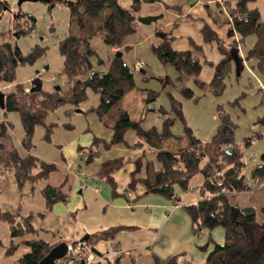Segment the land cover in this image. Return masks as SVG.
<instances>
[{
	"label": "crops",
	"instance_id": "crops-1",
	"mask_svg": "<svg viewBox=\"0 0 264 264\" xmlns=\"http://www.w3.org/2000/svg\"><path fill=\"white\" fill-rule=\"evenodd\" d=\"M236 1L138 0L139 9L133 12L136 18V30L125 37L122 46L110 48L111 54L121 52L120 57L130 67L138 61L144 64L139 70L132 68L136 84L138 78L142 85L137 84V87L120 101L122 108L133 120L140 119L146 107L144 89L152 88L150 86L152 81H158L161 85L159 80L155 78L146 80L144 75L169 76L173 83L164 90L167 94L171 92L182 102L184 116L194 135L206 141L215 134L219 124L216 115L217 97L212 93L209 84L214 77L215 65L225 55L215 40L206 39L204 35L206 25L209 27L208 36L213 32L224 46L228 48L237 46L239 55L243 58L244 71L241 78L231 73L226 80V89L228 85L237 82L239 87L232 89L236 90L234 97H237L239 92H247L241 103L254 109L249 118L254 119V123L259 117L264 116V71H258L253 63L245 59L256 37L250 35L239 42L240 37L234 28L229 8L235 6ZM120 2L123 6L131 8L135 0H120ZM177 7L180 8L176 9ZM250 7H257L260 10V20L264 22V0H255L250 3ZM159 15L161 17L150 23L138 20L139 17ZM158 32L172 35L170 41L172 50L192 51L200 59V78L205 83V87H199L195 83L194 75L186 65L178 61L176 56L159 55L154 50V47L163 42ZM46 63V59H43L42 64ZM107 66L108 61L105 69ZM48 68V65L42 67L43 70ZM184 76L186 82L181 87L179 82ZM38 78L40 77L36 75L27 77L25 80L28 83L23 84L25 91H29L33 87L34 80ZM52 79L51 81L49 79L47 90L57 84V80L54 77ZM17 83L22 84L16 80L13 83L3 84L0 90L4 92V87L5 91L14 89ZM186 87L194 90L192 98L182 97L181 91ZM93 95L96 97L94 96L90 101L89 92L88 99L75 109L64 106L52 112L47 118V124H54L49 138L45 137V126L36 127L31 153L56 165V169L50 172L47 179L37 182L27 181L20 188L13 173L5 175L0 191V210L10 213L19 212L24 217L33 215L32 224L36 231L15 239L18 248L13 254L7 255L6 250L11 243L10 228L7 222L0 220V264H20L18 260L30 250L26 243L28 240L42 239L54 246L62 242L69 245L82 240L85 236L87 240L91 235L111 228H116L117 232L106 240L100 239L94 245L96 251H92V246L87 244V248L95 255L91 264H166L172 256L180 253L184 254L180 264L187 262L205 264L208 253L214 247V243L209 242V238L211 237L216 243H223L225 229L216 227L213 230H204L201 235H196L193 230L192 219L186 206L196 203L203 197L204 193L201 191L205 180L203 174L196 173L191 178L187 190L176 187L180 197L178 202L159 194L146 193L143 179L148 175V164H151L155 170L161 168L157 159V150L146 145L134 148L133 145L138 139L134 130L126 132L125 142L111 143L114 133L111 123L106 124L105 119H100L94 111L84 112L99 103L100 96L96 93ZM148 107L150 111L144 121L146 128L152 126L161 128L164 119L173 116L171 102L167 107L163 103L159 104L157 99ZM161 107L164 108V112ZM228 111L232 116L237 112L231 107ZM151 117L154 119L153 123L146 126L145 123L150 121ZM253 125L248 136L258 130ZM262 133L264 135V132ZM175 135V138L164 141V150L177 151L187 145L188 137L184 130L183 134L175 133ZM22 137L23 134L17 139L18 141L16 140V144L11 138L6 145L14 146L25 154L26 151L21 143ZM261 139L254 140L253 144L257 143V146L252 152H246V171L258 161L264 160V145ZM236 141L242 142L240 139ZM117 158H121L123 164L114 172L118 192V195L114 196L111 185L99 174V171L105 161ZM134 175L138 181L130 188L129 183ZM48 184L61 186L67 194V200L55 203L51 210H46L42 193V189ZM257 184L264 188L262 186L264 181ZM262 208L264 213V202ZM256 223L264 225V221L257 222V217ZM250 237L252 241L250 254L254 255L252 247L254 248L255 239L253 240V236ZM261 239L259 246L264 245V237L261 236ZM113 249L118 251L113 252ZM261 254L264 256V248Z\"/></svg>",
	"mask_w": 264,
	"mask_h": 264
},
{
	"label": "trees",
	"instance_id": "trees-1",
	"mask_svg": "<svg viewBox=\"0 0 264 264\" xmlns=\"http://www.w3.org/2000/svg\"><path fill=\"white\" fill-rule=\"evenodd\" d=\"M44 1L48 3L50 9L57 4H63L70 12L69 31L58 44L59 52L63 57L60 80H57V84L50 90L44 89L42 85L38 89L32 90L31 87L29 91H25L21 83H17L14 89L4 90L5 108L1 109L5 115L8 112L19 114L23 127L21 143L26 153L22 154L14 146L6 145V142L12 138L13 122L1 118L0 191L7 173L14 174L20 188L27 181L37 182L48 178L50 172L56 169V165L31 153L36 127L45 126V137L49 138L54 124H47L48 116L64 106L75 109L88 99L89 92H94L100 96V101L95 107L84 112L94 111L100 119H105L106 124L111 123L114 131L111 143L125 142L126 132L134 130L138 138L133 145L134 148L146 145L148 148L157 150V159L161 168L155 170L151 164H148V175L143 179L146 193L159 194L178 202L180 197L176 187L187 190L191 178L198 172L203 174L205 178L201 186L203 197L196 203L186 206L192 219L193 230L196 235H201L204 230H213L216 227L225 229L223 243H216L211 237L209 238V242L214 243V247L208 253L205 264H263L264 256L261 252L264 245L261 244L254 252L252 251L254 255L250 254L252 244L250 227L259 225L256 223L255 209L251 206L232 204L229 199V193L246 191L247 181L253 184L264 181V160L258 161L249 171H246V152L253 145L254 140L263 138V133L254 131L253 135L245 137L242 142H237L235 134L238 125L223 104L217 103L218 128L209 140H200L186 121L182 102L177 100L171 92H168V95L173 116L166 117L161 128L156 126L146 128L144 121L150 111L148 105L157 101L161 90L144 89L146 107L140 119L133 120L122 108L120 101L137 87L134 72L122 57L116 56L117 52L110 53L111 47L122 46L125 37L136 30V18L133 12L139 9L138 0H135L131 8L123 6L120 0ZM254 1L237 0L235 6L229 8L234 28L240 37L238 41L242 42L250 35L256 37L245 59L253 63L258 71L263 72L264 22L260 20V10L257 7H250V3ZM7 7V1L0 0V16ZM12 20L13 28L0 32V87L5 83L15 82L18 68L34 64L46 55L48 49L47 46L36 44L30 52L24 53L16 44L14 45L12 39L15 36L20 37L30 33L35 27L36 19L19 11ZM29 21L32 22L29 23ZM208 32L209 27L206 25L204 27L206 39L215 40L225 55L215 65L214 77L209 84L212 93L217 97L224 93L226 80L230 74L235 73L238 78H241L244 68L239 74L237 73L233 52H238V47L228 48L215 33L212 32L211 36H208ZM158 34L162 36L163 42L154 47V50L159 55L176 56L178 61L186 65L194 75L195 83L199 87H205V83L200 78V59L192 51L172 50L170 33L158 32ZM98 36L108 46V66L104 71L96 66H102L106 60L98 53V50L92 47V41ZM237 55L240 65H243V58L239 52ZM94 57L96 63L93 60ZM144 78L159 80L163 89L173 83L169 76L144 75ZM181 94L183 98H192L194 90L186 87L182 89ZM246 95V91L241 92L229 102L230 105H240ZM161 110L164 112V108L161 107ZM177 119L183 124L188 143L177 151L164 150V141L176 137L172 127ZM255 124L264 126V116L259 117ZM122 164L121 158L107 160L99 171V174L111 185L114 196L118 195L114 172ZM137 181L134 175L129 187L132 188ZM42 193L46 210H51L57 202L67 200V194L61 186L45 185ZM32 219L33 215L24 217L19 212L10 213L0 210V220L7 222L10 228L11 243L6 250L7 255L17 250L18 243L15 239L36 231ZM256 230L259 232V239L261 236L264 237V229L256 228ZM115 232H117L116 228L103 230L99 234L91 235L86 243L94 247L100 239L106 240ZM26 243L30 250L18 260L20 264H38L54 247L53 244L42 239H32ZM183 255L180 253L172 256L166 264H180ZM187 264L191 263L187 262Z\"/></svg>",
	"mask_w": 264,
	"mask_h": 264
},
{
	"label": "rangeland",
	"instance_id": "rangeland-1",
	"mask_svg": "<svg viewBox=\"0 0 264 264\" xmlns=\"http://www.w3.org/2000/svg\"><path fill=\"white\" fill-rule=\"evenodd\" d=\"M5 1H7L8 7L3 11L2 15L0 16V32L12 29L14 26L12 19L15 14H18L19 11H21V13L34 17L36 19V24L30 33L20 37L15 36L12 39L13 44H16L24 53L30 52L36 44H41L48 47L46 55L38 59L34 64H28L20 66L18 68L17 81L22 82V84L26 85L28 81L25 79H27V77L36 75L43 80V87L44 89H47L49 86V79L51 81L53 80L52 77H54V79L60 80L59 75L60 69L63 65V57L59 52L58 44L59 41L64 38L69 31V9L63 4H57L52 9H50L48 3L44 0H26L23 1L20 5L18 4L20 0ZM31 22L32 21H29V23ZM92 46L94 49L98 50V53L103 58H105L106 64L108 46L103 43L102 38L99 36L96 37L92 41ZM43 59H46L47 61L45 65L49 66L48 70L42 69V67L45 66L42 64ZM93 60L95 62L96 58L94 57ZM105 64H103L101 67L99 65L96 67L101 71H104ZM185 82L186 80L184 76L183 80L179 82V85L183 87V84H185ZM137 84L142 85V82L138 78ZM150 86L154 89L161 90L160 96L158 97V102L159 104L163 103L164 105L169 107V95L167 94L166 90L162 89L160 83L158 81H152ZM236 87H239L237 85V82L233 83V85H228V88L225 90L223 95L217 96L216 103L223 104L226 110H228L230 107L232 109L235 108V110H237V112L232 116L233 120L238 125L235 137L236 139L243 140L245 137H248V133H251L252 131L251 125L254 124V119L252 120L251 118H249V115L250 113L254 112V109L250 108L249 106H245L242 103L236 106L230 105L228 101L231 99L234 100L236 98L234 97V93H236V90H232ZM3 90H5V87ZM93 94L95 93L90 92V101H92L95 96ZM84 104L86 105V102ZM156 116L160 117L161 115ZM1 118H5L13 122L12 140H14L13 142L16 144V140L19 139L23 134V127L20 121L19 114L17 112H8L5 115L2 109L0 108V119ZM153 120V118L150 119V121L146 122L145 125H151V123H153ZM253 126H256L258 132H264V126L258 124H255ZM173 127V131L177 135L183 134V124L179 119L176 120L175 125ZM260 141H262L261 143L262 145H264V137ZM255 146H257V143L253 144L248 149V152H252V150L255 149ZM229 199L232 204H240L243 206L254 207L256 211L257 222L264 221V213L262 208L264 202V188L259 186L257 183H254L253 187L250 190L229 193ZM256 228H260L261 230H263L264 225H256L250 228L253 240L255 239L254 248L252 247V250L254 251L255 248L259 247V232L256 230Z\"/></svg>",
	"mask_w": 264,
	"mask_h": 264
},
{
	"label": "water",
	"instance_id": "water-1",
	"mask_svg": "<svg viewBox=\"0 0 264 264\" xmlns=\"http://www.w3.org/2000/svg\"><path fill=\"white\" fill-rule=\"evenodd\" d=\"M23 1H26V0H20L18 4L20 5ZM32 1H36V0H32ZM159 17L161 16L159 15V16L139 17L138 20L143 23H150L153 20H157ZM237 54H238L237 51L236 53L233 52L236 70H237V73L239 74L240 70H243L244 65H240V60ZM116 56H121V52H117ZM41 86H42V80L40 78L35 79L32 90L38 89ZM56 87L59 88V86H56ZM0 108L2 109L5 108V93L1 90H0ZM86 238L87 237L85 236L82 240L86 241ZM91 249L92 251H96L95 247H92ZM66 252H67V244L64 242L59 243L56 246H54L48 252V254L40 260L38 264H54L56 259L62 258L66 254Z\"/></svg>",
	"mask_w": 264,
	"mask_h": 264
},
{
	"label": "built area",
	"instance_id": "built-area-1",
	"mask_svg": "<svg viewBox=\"0 0 264 264\" xmlns=\"http://www.w3.org/2000/svg\"><path fill=\"white\" fill-rule=\"evenodd\" d=\"M143 66V62L138 61L132 68L133 70H139ZM247 186V190H250L253 187V183L251 181H247ZM116 251L118 250L113 249V252ZM94 259L95 255L87 248L86 241L78 240L75 243L67 245L66 254L62 258L57 259L54 264H91Z\"/></svg>",
	"mask_w": 264,
	"mask_h": 264
}]
</instances>
